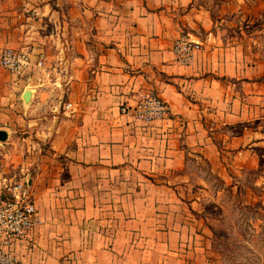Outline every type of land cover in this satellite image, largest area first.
I'll use <instances>...</instances> for the list:
<instances>
[{"label": "crops", "instance_id": "crops-1", "mask_svg": "<svg viewBox=\"0 0 264 264\" xmlns=\"http://www.w3.org/2000/svg\"><path fill=\"white\" fill-rule=\"evenodd\" d=\"M211 2L0 1V49L45 52L54 68H0V196L26 181L41 219L12 247L19 264H222L186 198L188 162L258 167L264 60L223 43ZM181 33L203 44L188 65L173 51ZM151 92L168 116L121 113Z\"/></svg>", "mask_w": 264, "mask_h": 264}, {"label": "rangeland", "instance_id": "rangeland-1", "mask_svg": "<svg viewBox=\"0 0 264 264\" xmlns=\"http://www.w3.org/2000/svg\"><path fill=\"white\" fill-rule=\"evenodd\" d=\"M2 1V0H0ZM212 0L214 30L224 44L238 43L264 60V0ZM264 124V120H260ZM258 167L215 173L202 160L188 162L186 198L212 231V247L222 264H264V145L254 146ZM215 232V233H214ZM253 253L255 255H253Z\"/></svg>", "mask_w": 264, "mask_h": 264}, {"label": "built area", "instance_id": "built-area-1", "mask_svg": "<svg viewBox=\"0 0 264 264\" xmlns=\"http://www.w3.org/2000/svg\"><path fill=\"white\" fill-rule=\"evenodd\" d=\"M203 44L186 33H181L174 41L173 51L176 61L183 65L192 63ZM45 52L23 50L14 47L0 49V68L17 76L41 73L45 78L52 77L53 67L47 65ZM72 104H66L71 107ZM122 114L131 117L142 125L168 116V103L156 93L142 95L135 104L125 103L120 107ZM34 193L24 180H9L3 185L0 196V264H19L13 245L26 239L41 222L37 213Z\"/></svg>", "mask_w": 264, "mask_h": 264}, {"label": "water", "instance_id": "water-1", "mask_svg": "<svg viewBox=\"0 0 264 264\" xmlns=\"http://www.w3.org/2000/svg\"><path fill=\"white\" fill-rule=\"evenodd\" d=\"M24 99L26 101H28L30 99V90H27L25 93H24ZM7 138V134L5 131H0V139L1 140H6Z\"/></svg>", "mask_w": 264, "mask_h": 264}, {"label": "trees", "instance_id": "trees-1", "mask_svg": "<svg viewBox=\"0 0 264 264\" xmlns=\"http://www.w3.org/2000/svg\"><path fill=\"white\" fill-rule=\"evenodd\" d=\"M262 79H264V78H262ZM210 229H211L212 231H215V230H214L213 228H211V227H210ZM214 233H215V232H214ZM253 255H255V254L253 253Z\"/></svg>", "mask_w": 264, "mask_h": 264}]
</instances>
